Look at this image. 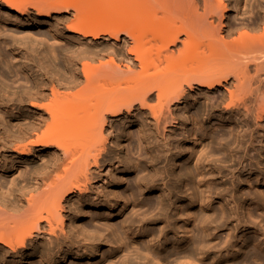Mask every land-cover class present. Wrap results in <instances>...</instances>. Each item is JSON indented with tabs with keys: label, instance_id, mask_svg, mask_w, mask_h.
Returning a JSON list of instances; mask_svg holds the SVG:
<instances>
[{
	"label": "bare ground",
	"instance_id": "bare-ground-1",
	"mask_svg": "<svg viewBox=\"0 0 264 264\" xmlns=\"http://www.w3.org/2000/svg\"><path fill=\"white\" fill-rule=\"evenodd\" d=\"M0 9L14 20L76 19L64 35L65 71L14 39L19 67L0 48L12 79L0 82V173L14 176L0 188V264L92 259L117 244L108 264H264V238L237 239L264 230V0H0ZM34 59L40 74L26 86L24 61ZM204 115L220 125L183 148L188 124ZM124 141L146 157L123 155ZM148 193L158 198L130 212ZM148 224L159 227L139 238L151 247L125 241ZM212 230L232 233L222 244ZM123 244L136 263L119 257Z\"/></svg>",
	"mask_w": 264,
	"mask_h": 264
},
{
	"label": "rangeland",
	"instance_id": "rangeland-1",
	"mask_svg": "<svg viewBox=\"0 0 264 264\" xmlns=\"http://www.w3.org/2000/svg\"><path fill=\"white\" fill-rule=\"evenodd\" d=\"M242 10H246L245 7L244 8L242 7ZM3 11H5V10L0 9V13H1L0 14V17H1L0 18V48L5 55H8V57L9 56H11V57L15 56V59L17 62L15 60L14 61L17 63V67H19L21 65L23 60L20 59L21 56L18 55L20 53L19 51H16V54H15V52L10 48V42L12 39L16 40V42L21 47V49L26 50L28 53H31V54L36 55V56H44L45 55L46 59L48 58L50 60H53L57 64L58 68L61 71H65V66H64L63 60L65 59L66 48L69 46L70 42L67 39H65L64 35L68 34L67 27L69 29V26H71V25L73 26L74 22H76L75 21L76 19L74 17L69 16L68 18L64 19L63 21H58L57 19H51V20H48L47 23H44V22H41V21L37 20L36 18H34L33 15L29 16V17H25L23 19L17 17L16 20H14V18H12V16L10 17L8 15H4ZM246 16L248 17L249 15L246 14V15H239L237 17L235 16V18H234L235 23L247 20ZM7 20H9V21L7 22ZM233 22H234V20H233ZM68 42H69V44H68ZM96 43H101V41H97ZM121 43H123V41ZM117 48H119V47H117ZM24 62L26 64L27 68L30 70L28 72L26 71L20 75V77H21L20 82L24 83V85H26V86H31L32 80L34 79V77L38 76L40 74V72H37V70L42 63L38 62L35 59L33 60V62L27 61V60ZM5 65H6L5 60H2V66L4 68H5ZM0 82L3 83L4 85H9V84L11 85L12 79H10V77H7L6 73L0 71ZM17 83L18 82H16V84ZM18 85L19 84H17V86ZM154 103H155V101H154ZM201 103L203 105L204 100L201 97H199V105ZM202 105H200V106H202ZM194 111H195L194 108L190 109V112H194ZM199 120L197 122L195 121L196 123L192 122L193 124H188L187 130L191 129L193 133H192V135L189 136L187 142L186 141L183 142V148L192 149V148L196 147L197 142L193 141V134L199 135V133L204 130V131H207V133L209 135L211 131H214L213 128H215V126L220 125L218 117L206 119V116L204 115L203 119H199ZM221 126L224 128H229V125L227 123H225L224 125H221ZM120 129H126V128H124L123 126H120ZM130 131L133 133V135H136L139 133V128L137 129L136 127H131ZM194 131L197 133H195ZM177 137H181L179 132H177ZM209 141L210 140L206 139L204 143H208ZM200 142H203V140H200ZM122 154L127 156L131 160H133L135 163L140 162V157H146L144 151H141V156L139 157V154L136 153V151L130 150L128 141H126V142L124 141V143L122 144ZM226 154L227 153H225V155ZM217 158H218V156H217ZM176 164L178 165L177 167L179 169V166L184 164V160L179 159L176 162ZM216 164H219L218 161L216 162ZM141 165L144 166V164H142V162H141ZM177 167H176V169H177ZM254 170L256 171L257 169L253 168V171ZM248 173L249 172H247V173L245 172L244 175H246ZM140 174H143V171H142V168L139 167L138 171L135 174H129L125 177L133 180V179H136V177ZM254 177L255 176H253V179H254ZM12 180H14V176L12 178L8 174L0 173V188H1L2 192H5L8 189V187L11 185ZM243 189L247 192V187H243ZM116 190L121 192V193H124V192H126V186L120 185L118 188H116ZM244 190H243V193L245 192ZM145 198L157 199L158 194L148 193L146 195L139 196V199L134 204H132V207L130 208V212H131V210H133L135 205H137L139 203V201H141V199H145ZM212 205L214 208L219 209L220 202H218L217 200H214L212 202ZM255 206L252 205L251 207L255 208ZM137 208H139V207H137ZM247 208H248V206H245V210ZM0 209H1V211L3 210L2 208H0ZM118 211L119 210H117L115 212V214H117ZM98 213H102L101 215H105V212H102V211H100V212L98 211ZM89 214L90 215L96 214V211H94V213L89 212ZM257 217L258 216H256V218ZM95 219L99 220L98 218H95ZM118 219L119 218L112 219L111 222H114V224H116V226L119 227L121 225V223L119 222L120 220H118ZM89 222H90L89 219L81 220V221H78V224H79L80 228L83 227L82 229H84L87 227ZM95 223H98V221H95ZM158 227H159L158 225L150 226L148 224V225H144L143 227H141V229H139V227L137 228V226H135L133 230H128V231L131 232L132 235H136L137 233H139L137 235L138 238L135 239V241H134L133 239H131V237L130 238L127 237V239H125V241L136 242L141 246L144 245L146 247L147 246L149 247L151 245V243H149L150 238H147V237L145 238L143 235H142L143 238L140 239L139 237L141 236L142 232L147 233V231H149V230H146L147 228L158 229ZM152 231H155L157 234L160 233V230H152ZM196 231L199 232L201 230H196ZM212 232L213 233L215 232V234H217V236L220 238V240L222 241V244H223V243H225V241L228 240V238H229L228 236L231 235L232 230H217V231L212 230ZM250 235L257 236L258 239L263 242L264 230H248V231L239 230V232L237 233V239L239 241L242 238L250 236ZM171 236H172L171 234L168 235V237H171ZM123 237H124V234H122V238ZM177 237H178L177 239L179 240V238L181 237L180 232L177 233ZM163 240L164 239H162V241ZM173 240L175 242H178L177 240H175V238ZM238 241L232 243V246L235 247L236 245H240ZM214 244H216V243L212 242L211 245H214ZM262 244H264V242ZM123 245H124L122 247L123 251L121 253H120V251H118V253L121 254V255H119V257H122L124 254H128L130 259H132L134 261V263H136V260H134L135 250L129 244H123ZM118 246L119 245L117 244L116 246L114 245L113 247L112 246L105 247L101 250L100 255H98L97 257H93L92 259L84 257L83 260H82V258L80 260V259H76L75 257H72V258H67L65 260V263H61V264H99L101 261H104L101 264H108V260L110 259V255H111L110 252L117 250ZM128 246H130V247L127 250ZM219 246H221V245H219ZM233 247H232V249H234ZM114 248H116V249L113 250ZM157 249H159V247ZM216 255H218V252L217 253L216 252L211 253V257H208L205 261H207V262L211 261V259H213V257H215ZM222 255H225V252L222 253ZM41 261L42 260L37 259V260H34L32 264H42L43 262H41ZM115 263L118 264L117 261Z\"/></svg>",
	"mask_w": 264,
	"mask_h": 264
}]
</instances>
